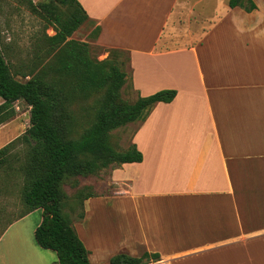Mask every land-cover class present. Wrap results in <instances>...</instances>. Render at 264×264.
Segmentation results:
<instances>
[{
  "label": "crops",
  "instance_id": "0c3cea01",
  "mask_svg": "<svg viewBox=\"0 0 264 264\" xmlns=\"http://www.w3.org/2000/svg\"><path fill=\"white\" fill-rule=\"evenodd\" d=\"M77 1L81 26L99 27L82 40L90 56L122 62L124 102L175 92L120 127L135 126L125 150L142 161L111 168L71 221L89 264L141 250L158 256L147 264H264V0L249 13L229 0ZM31 3L59 32L74 25L53 0ZM8 126L0 149L13 141ZM41 219L38 209L4 228L0 264H58L35 241Z\"/></svg>",
  "mask_w": 264,
  "mask_h": 264
},
{
  "label": "trees",
  "instance_id": "16d2710c",
  "mask_svg": "<svg viewBox=\"0 0 264 264\" xmlns=\"http://www.w3.org/2000/svg\"><path fill=\"white\" fill-rule=\"evenodd\" d=\"M53 2L64 10L74 25L64 26L59 32L45 18L48 26L59 35L52 37L58 46L52 62L44 64L39 72L27 75L30 78L21 82L15 79L0 48V98L3 101L0 125L14 117L12 108L15 102L21 101L29 107L30 124L21 139L26 144L27 157L25 164L18 169L23 175L21 194L26 211L19 218L41 209L42 219L34 231L39 247L53 250L58 264H89L88 251L78 238L70 218L62 211L65 198L62 182L68 176L140 163L142 154L134 146L116 151L108 142L109 134L155 102H170L175 92L163 90L140 97L133 104L124 102L120 90L127 82V75L121 71L122 62L117 52L110 51L106 59L98 61L90 56L87 43L74 39L64 41L66 35L87 22L88 16L77 0ZM228 7H239L248 13L256 9L252 0H229ZM32 8L39 12L34 6ZM93 32L94 40L99 27ZM58 75L69 77L70 86L75 83L84 92L105 90L94 123L78 139L64 138L56 120L65 100V88L55 79ZM13 142L0 149V162L5 160ZM90 195H85L82 203ZM145 255L154 259L158 257ZM110 264L145 263L141 258L120 253L110 259Z\"/></svg>",
  "mask_w": 264,
  "mask_h": 264
},
{
  "label": "rangeland",
  "instance_id": "374dc122",
  "mask_svg": "<svg viewBox=\"0 0 264 264\" xmlns=\"http://www.w3.org/2000/svg\"><path fill=\"white\" fill-rule=\"evenodd\" d=\"M31 5V0H0V48L15 79L21 82L30 78L27 75L39 72L44 64L52 62L58 50L57 42L52 40L53 30L45 17ZM88 33L89 29L81 26L74 32L73 39L79 42L83 39L92 41L94 32ZM102 58L100 56L99 61ZM55 79L65 88V100L58 111L57 123L64 138L78 139L94 123L105 90L84 92L75 83L70 86L69 77L58 75ZM124 93L127 100H122L128 101L131 92L126 90ZM12 109L14 117L7 123L14 142L5 160L0 162V234L10 222L26 211L21 194L23 175L18 169L25 164L27 157V147L21 139L30 124L29 107L17 101ZM134 130L135 126L115 130L109 134L108 142L116 151H123L130 145ZM109 170L110 168L100 169L93 174H79L64 179L61 185L65 196L62 211L72 222L79 221L83 215L82 198L87 194L100 192ZM107 208L105 210L113 216V212ZM101 212L97 213L96 218L100 217ZM105 220L106 218H101L103 225ZM108 221L107 219V224ZM145 254L143 250L140 251L142 263L147 264L151 257Z\"/></svg>",
  "mask_w": 264,
  "mask_h": 264
}]
</instances>
